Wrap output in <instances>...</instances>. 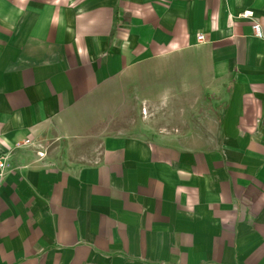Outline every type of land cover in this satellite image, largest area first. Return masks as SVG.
Here are the masks:
<instances>
[{
  "label": "crops",
  "instance_id": "0c3cea01",
  "mask_svg": "<svg viewBox=\"0 0 264 264\" xmlns=\"http://www.w3.org/2000/svg\"><path fill=\"white\" fill-rule=\"evenodd\" d=\"M255 21L264 0H0V264H264ZM174 53L207 86L201 129L107 137L90 161L48 153L87 139L103 85Z\"/></svg>",
  "mask_w": 264,
  "mask_h": 264
},
{
  "label": "rangeland",
  "instance_id": "374dc122",
  "mask_svg": "<svg viewBox=\"0 0 264 264\" xmlns=\"http://www.w3.org/2000/svg\"><path fill=\"white\" fill-rule=\"evenodd\" d=\"M190 56L174 53L153 60L150 71L138 68L134 73L121 76L116 83L103 85L97 107L92 103L88 105L94 107L95 116L88 118L87 139L81 138V143L73 144L75 149L70 152L54 142L49 149L45 144L48 153L90 161L99 154L107 137L152 138L158 132L176 129L190 135L188 133L201 129L207 124L205 110L211 107V101L206 96V85H191L184 79L186 72L179 66L190 61ZM197 59L203 61V54H198ZM198 95L201 98L198 99ZM205 135L201 133L200 139Z\"/></svg>",
  "mask_w": 264,
  "mask_h": 264
},
{
  "label": "built area",
  "instance_id": "2783aa9c",
  "mask_svg": "<svg viewBox=\"0 0 264 264\" xmlns=\"http://www.w3.org/2000/svg\"><path fill=\"white\" fill-rule=\"evenodd\" d=\"M240 16L245 17V18H254L255 13L253 10H244L240 14ZM252 30L258 38H264L263 27L259 22L255 21L252 24ZM197 40H198V42H204L205 41V35L201 32L198 33L197 34ZM24 143L25 144L32 143V140L30 138H27V139H25ZM37 146H38V150H37L38 156L40 158L45 157L47 155L46 146H44L40 142L37 144ZM10 167H11V164L9 163L8 156L7 155L0 156V186L2 185L4 178H5V175H6V173Z\"/></svg>",
  "mask_w": 264,
  "mask_h": 264
}]
</instances>
